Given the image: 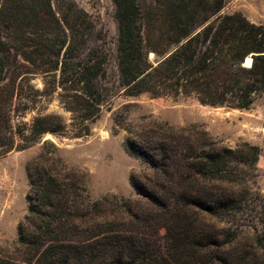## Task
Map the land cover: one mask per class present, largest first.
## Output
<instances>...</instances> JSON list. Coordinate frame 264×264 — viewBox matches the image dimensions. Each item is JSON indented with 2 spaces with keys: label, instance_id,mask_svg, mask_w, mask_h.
<instances>
[{
  "label": "trees",
  "instance_id": "trees-1",
  "mask_svg": "<svg viewBox=\"0 0 264 264\" xmlns=\"http://www.w3.org/2000/svg\"><path fill=\"white\" fill-rule=\"evenodd\" d=\"M111 1L116 88L103 84L108 50L75 0H0V77L20 56L54 78L70 113L66 123L37 112L22 128L0 107V154L15 147V136L24 149L45 133L88 135L120 92L193 95L202 105L238 109L264 97V24L224 13L226 0ZM123 129L126 151L149 167L130 176L141 199L91 200L83 172L42 140L26 164L27 213L0 264H264V196L252 187L258 146H224L201 128L151 117Z\"/></svg>",
  "mask_w": 264,
  "mask_h": 264
},
{
  "label": "rangeland",
  "instance_id": "rangeland-1",
  "mask_svg": "<svg viewBox=\"0 0 264 264\" xmlns=\"http://www.w3.org/2000/svg\"><path fill=\"white\" fill-rule=\"evenodd\" d=\"M75 1L88 13L96 43L108 50L103 84L116 88L119 73L115 51V6L111 0ZM223 12H240L251 22L264 24V0H226ZM149 58L152 62L157 59L153 53L149 54ZM43 88L47 93L40 95ZM59 93L52 76L40 73L16 54L10 58V68L0 77V107L5 115L7 113L13 127L24 128L25 125L28 128L37 112L60 114L68 123L70 113L62 107ZM10 98L12 107H7L5 103ZM24 103L28 104L27 110L22 108ZM6 108L11 110L8 112ZM144 117L173 126L201 128L224 146L236 148L244 142L258 146L257 177L252 187L264 196V97L248 109H238L202 105L193 95H153L145 92L128 96L120 92L102 108L100 117L89 125L88 135L74 137L69 128L62 134L45 133L42 140H51L58 147L63 162L83 172L91 200L104 197L139 200L141 198L130 184V176L147 174L149 167L126 151L124 140L127 132L123 126H139ZM25 133L29 134L28 131ZM14 139L15 147L0 154V251L10 248L18 238V225L28 208L26 164L42 148L41 140L20 149L17 145L23 143L21 137L15 136ZM203 219L218 227L226 226L207 216Z\"/></svg>",
  "mask_w": 264,
  "mask_h": 264
}]
</instances>
